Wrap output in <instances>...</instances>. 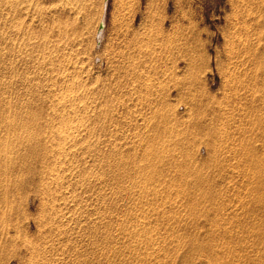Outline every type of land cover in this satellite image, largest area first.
<instances>
[{
    "label": "rangeland",
    "instance_id": "374dc122",
    "mask_svg": "<svg viewBox=\"0 0 264 264\" xmlns=\"http://www.w3.org/2000/svg\"><path fill=\"white\" fill-rule=\"evenodd\" d=\"M0 264H264V0H0Z\"/></svg>",
    "mask_w": 264,
    "mask_h": 264
},
{
    "label": "bare ground",
    "instance_id": "6f19581e",
    "mask_svg": "<svg viewBox=\"0 0 264 264\" xmlns=\"http://www.w3.org/2000/svg\"><path fill=\"white\" fill-rule=\"evenodd\" d=\"M103 3H106V0H103ZM103 26H104V23H103V20L100 18L99 19V23H98V26H97V29H96V34H95V39H96V42H100L101 40V35H102V29H103ZM71 137V136H70ZM74 137V136H73ZM55 183V182H54Z\"/></svg>",
    "mask_w": 264,
    "mask_h": 264
}]
</instances>
